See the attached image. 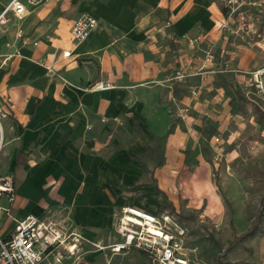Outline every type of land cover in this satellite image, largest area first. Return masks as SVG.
I'll return each mask as SVG.
<instances>
[{"label": "crops", "instance_id": "obj_1", "mask_svg": "<svg viewBox=\"0 0 264 264\" xmlns=\"http://www.w3.org/2000/svg\"><path fill=\"white\" fill-rule=\"evenodd\" d=\"M10 1L0 0V12ZM22 2L26 16L11 12L0 27V176L17 186L13 216L0 215V235L10 236L15 220L28 214L49 215L82 235L87 264H109L96 259L107 248L113 255L139 251L151 264L136 248L113 249L124 242L123 208L156 213L143 198L164 204L159 188L175 205L183 200L204 217L215 214L212 166L194 151L187 162L185 149L199 144L205 115H219L226 75L259 69L260 56L239 36L222 38L224 0ZM83 14L97 25L77 42L71 29ZM198 36L203 41L189 45ZM179 70L188 74L184 80L174 77ZM236 76L247 89V76ZM259 248L255 258L223 264H264V244Z\"/></svg>", "mask_w": 264, "mask_h": 264}, {"label": "rangeland", "instance_id": "obj_2", "mask_svg": "<svg viewBox=\"0 0 264 264\" xmlns=\"http://www.w3.org/2000/svg\"><path fill=\"white\" fill-rule=\"evenodd\" d=\"M262 4V7L251 9L256 32L241 31L239 35L241 40L257 50L261 67L248 73L235 71L226 75L225 79L230 81L225 86L223 101L217 105L221 109L216 110L219 115L212 118L205 115L204 126L197 136L199 144L185 149L187 162H191L194 151V155L203 157L212 166L211 175L220 199L219 208L212 217H204L200 210L188 207L187 201L173 203L176 210L172 211L170 207L159 206L155 201L143 198L149 209H154L158 215L169 214L185 230L187 245L192 249L193 264H217L219 258L223 263L230 259L243 261L255 258L259 246L264 244L263 218L255 235L247 236L236 247L229 248L230 243L253 224L264 194V0ZM250 13L240 12L234 21L238 23L241 15L247 18ZM258 70L262 87L250 79ZM243 74L247 76L248 88L245 90L236 76ZM238 92L247 100L241 99ZM5 145L6 137L0 156L1 165ZM151 154L157 163L158 155L155 152ZM147 171L146 167L148 176ZM147 181L155 186L154 177ZM98 250L93 248L94 252ZM85 255L86 251L82 248L78 255L65 257V260L69 264H87L89 260ZM96 259L102 263L110 260L109 264H145L140 252L135 250L113 255L111 248H107L104 255Z\"/></svg>", "mask_w": 264, "mask_h": 264}, {"label": "built area", "instance_id": "obj_3", "mask_svg": "<svg viewBox=\"0 0 264 264\" xmlns=\"http://www.w3.org/2000/svg\"><path fill=\"white\" fill-rule=\"evenodd\" d=\"M37 3L39 0H29ZM227 17L221 28L226 32L222 38L229 40L239 36L240 32H256L254 14L251 9L262 7V0H224ZM251 12L247 18L239 17L238 13ZM22 19L28 13V8L22 0H11L0 12V27L11 20L10 13ZM97 19L90 14L81 15L73 24L71 33L75 41L86 40L96 27ZM203 36L189 37L188 43L196 46L203 41ZM10 46V44H8ZM214 44L207 51V58L213 57ZM71 50L63 53L69 57ZM258 70L253 77L257 86L262 87ZM187 73L179 70L175 78L184 80ZM110 83L96 84V88L110 87ZM193 96L198 99L199 91L194 90ZM5 143L4 129L0 114V156ZM16 182L12 176H0V215L13 216V202L16 197ZM3 196L8 198V205L1 203ZM14 230L10 236L0 235V264H63L65 257L79 254L82 235L75 229L67 227L52 216H37L28 214L16 219ZM118 230L124 237V242L114 246V250L136 248L145 254L151 264H193L192 249L187 245L185 230L167 214L158 215L139 206H125L119 218Z\"/></svg>", "mask_w": 264, "mask_h": 264}, {"label": "trees", "instance_id": "obj_4", "mask_svg": "<svg viewBox=\"0 0 264 264\" xmlns=\"http://www.w3.org/2000/svg\"><path fill=\"white\" fill-rule=\"evenodd\" d=\"M224 11L226 12V9H224ZM238 96H240L241 99L243 100H247V98L245 96H242L240 93L238 94ZM261 113L262 110H261ZM159 148V146H158ZM157 191L159 194H161V196L164 199V207H170L172 209V211H175L176 208L174 206V204L169 200L167 194L162 191L161 189L157 188ZM264 218V194L262 195V198L260 200V205H259V209L258 212L256 214V218L253 222V224L250 226L249 229H247L245 232H243V234H241L240 236H237L229 245V248H234L236 247V245L238 243H240L244 238H246L247 236H253L256 234L257 231V227L259 226V223L261 222V220ZM144 254V253H143ZM217 264H223V262L220 260V258L217 260Z\"/></svg>", "mask_w": 264, "mask_h": 264}]
</instances>
